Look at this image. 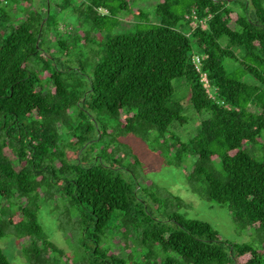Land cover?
I'll use <instances>...</instances> for the list:
<instances>
[{
	"label": "trees",
	"instance_id": "trees-1",
	"mask_svg": "<svg viewBox=\"0 0 264 264\" xmlns=\"http://www.w3.org/2000/svg\"><path fill=\"white\" fill-rule=\"evenodd\" d=\"M129 5L87 0L86 13L104 39L95 60L79 67L42 50L48 9L12 16L0 7V204H7L0 238L10 224L18 241L30 238L22 246L29 259L58 251L36 203L54 184L79 209L84 239L97 245L90 264H264V250L223 239L208 221L177 211L156 215L145 195L159 203L161 193L154 183L140 188L137 178L126 180L121 159L128 150L119 154L123 138L141 137L185 167L191 188L227 206L236 221L264 229V0H159L154 23ZM122 11L141 19L132 31L115 32ZM193 11L205 28L191 26ZM194 55L202 58L209 91ZM31 58L40 59L39 70L29 68ZM176 78L185 79L193 107L206 112L188 140L171 130L187 121L184 105L173 99ZM64 127L74 161L59 151ZM113 218L136 234L141 258L101 246ZM0 264H13L1 247Z\"/></svg>",
	"mask_w": 264,
	"mask_h": 264
},
{
	"label": "rangeland",
	"instance_id": "rangeland-1",
	"mask_svg": "<svg viewBox=\"0 0 264 264\" xmlns=\"http://www.w3.org/2000/svg\"><path fill=\"white\" fill-rule=\"evenodd\" d=\"M158 1L130 0L129 8L134 12L144 11L147 15L146 21L154 23L158 21L155 13ZM1 6H6L12 16H25L27 13L45 7L49 11L50 19L46 23L42 37L44 53L55 52V56H61L64 61H74V67H79L81 62L95 60L93 51L99 49L104 34L97 31L87 15V0H1ZM119 16L121 22L115 28V32L132 31L137 22L141 20L128 11H122ZM142 21L144 22V20ZM58 39L65 41L64 47L59 46ZM39 61L38 58H31L28 61L29 68L39 70L40 66L37 64ZM89 74H91V70L86 69L83 79L87 81ZM80 77L81 75H79ZM247 80H251V77H248ZM173 86V99L184 105L187 121L184 124L173 123L171 130L179 134L183 140H188L197 132L200 121L206 116V112L199 113L190 103L189 89L184 78L174 79ZM62 135L59 151L64 152L68 159L74 161L76 150L73 149V144L70 141L69 129L64 127ZM258 149L262 150L259 146ZM119 150V154L128 150V154L121 159V163L124 164L122 167L125 168L123 177L129 182L137 178L140 188L154 183V190H159L158 192L161 193L162 200L159 203L152 202L144 194L156 215L166 217L168 213L181 212L188 217L210 222L220 232L223 239L233 243L252 242L264 250V229L257 230L245 226L243 222L236 221L227 206L209 200L203 190L191 188L186 177L185 167L181 164L165 160L164 156L155 152L147 141L136 135L123 138ZM99 151L100 148L97 147L92 154ZM7 152L10 153L8 149ZM135 156L140 161L137 164H130ZM16 168L20 169L18 165ZM53 186L54 184L51 187H45L37 197L36 203L39 205V221L49 239L59 250L55 252L42 250L38 259H29L23 254L22 246L28 245L30 238L26 237L24 240L18 241L14 233L15 227L9 224L5 226L6 234L0 238V247L13 264H65L67 258L69 264H90L94 259V250L97 245L93 240L84 239L83 228L79 223V209L72 205L68 195L57 192ZM26 203L25 198L19 202L23 205ZM6 206L5 202L0 204V211ZM14 210L18 211V208L15 207ZM1 219L4 221L7 216L1 217ZM124 231L128 232L127 236L123 235ZM102 238L101 246L103 248H109L111 252L113 251L121 257H130L132 261L141 258L144 253V247L137 240L136 234L126 229L124 225L118 228L116 218L110 221ZM158 256L160 257V253L156 251L152 257L153 262Z\"/></svg>",
	"mask_w": 264,
	"mask_h": 264
},
{
	"label": "built area",
	"instance_id": "built-area-1",
	"mask_svg": "<svg viewBox=\"0 0 264 264\" xmlns=\"http://www.w3.org/2000/svg\"><path fill=\"white\" fill-rule=\"evenodd\" d=\"M188 17L189 18L193 17V19L191 20V26L197 27L198 25H201L203 28L206 27V23L203 20H198L195 11H193V13L189 15ZM194 62H195L197 70L201 72V80L203 81L205 87L209 91L210 83H209L208 76L205 72H202V69H201V64H202L201 56L194 55Z\"/></svg>",
	"mask_w": 264,
	"mask_h": 264
}]
</instances>
